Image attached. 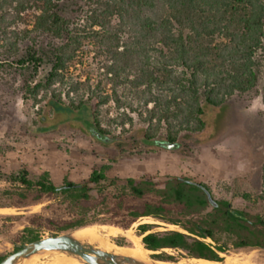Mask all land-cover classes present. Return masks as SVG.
I'll return each mask as SVG.
<instances>
[{
	"label": "trees",
	"instance_id": "trees-1",
	"mask_svg": "<svg viewBox=\"0 0 264 264\" xmlns=\"http://www.w3.org/2000/svg\"><path fill=\"white\" fill-rule=\"evenodd\" d=\"M67 1L0 0V67L22 72L21 101L35 107L37 115L48 101L76 111L92 104L93 134L114 138L99 118L100 109L112 102L117 115L109 120L121 132L125 125L142 124L145 141L176 145L182 132L203 130L206 105L220 106L257 84L264 59V0H72L77 6L72 17L61 12ZM27 10L33 14L31 27L11 29L12 19ZM30 33L50 41L43 44ZM88 45L101 56L95 81L72 70ZM44 62L49 67L38 76ZM6 179L18 184L9 193L21 202L31 195L35 201L69 206L76 217L64 228L96 220L103 207L95 210L85 202L93 192L103 194L102 182L108 180L105 167L93 169L80 182L64 178L56 184L47 172L34 179L24 170ZM111 181L128 224L144 217L154 220L136 225L151 258L221 262V254L231 249L264 250V209L253 213L234 207L231 200L215 197L207 182L188 176L167 177L162 185ZM126 198L140 202L126 205ZM158 226L164 229L154 230ZM21 236L25 242L41 237L33 225Z\"/></svg>",
	"mask_w": 264,
	"mask_h": 264
},
{
	"label": "rangeland",
	"instance_id": "rangeland-1",
	"mask_svg": "<svg viewBox=\"0 0 264 264\" xmlns=\"http://www.w3.org/2000/svg\"><path fill=\"white\" fill-rule=\"evenodd\" d=\"M76 9L72 0L61 6V12L67 17L77 14ZM32 20V10H27L19 18L12 19L11 29L30 28ZM29 35L43 44L50 41L45 36ZM27 43L26 40L23 46ZM78 55L73 73H88L93 81L97 80L101 73L97 68L100 53L88 45ZM262 65L257 84L251 91L235 94L220 106L206 105L202 116L203 130L182 132L176 145L163 139L145 141V126L142 124L125 125L126 130L121 132L115 122L109 120L117 115L112 102L100 109L99 118L101 127L114 133V138L104 139L93 134L92 104L76 111L66 104L48 101L37 115L35 107L21 101L22 72L0 67V255L6 256L17 244L27 243L21 235L29 225H33L41 237L89 229L91 234L80 235L78 240L107 251L110 250L101 242L119 247L129 245L126 231L140 240L137 223L154 220L144 217L128 224L126 210L118 208L113 196L112 179H117V183L132 179L162 185L167 177L188 176L207 182L215 197L231 200L234 207L253 213L262 211L264 59ZM48 67L44 62L38 76L43 75ZM131 115L135 117V114ZM102 167H105L108 178L102 182L105 190L103 194L93 192L94 197L85 204L95 210L103 207V210L95 221L79 228H64L76 217L65 203L45 198L35 201L31 195L21 202L16 195L9 193L15 192L18 184L6 179L7 175L24 170L34 179L47 172L56 184L64 178L80 182L86 180L93 169ZM242 193L248 194L249 198H243ZM102 202L105 205H101ZM137 202L140 200L125 199L126 205ZM37 214L41 217L35 216ZM163 229L164 226L154 228ZM58 250L57 254L37 255L39 264L47 263L61 253L72 255L68 249ZM221 255L223 261L214 264H264V250L261 249L237 248ZM172 263L187 264L189 259L179 257Z\"/></svg>",
	"mask_w": 264,
	"mask_h": 264
},
{
	"label": "bare ground",
	"instance_id": "bare-ground-1",
	"mask_svg": "<svg viewBox=\"0 0 264 264\" xmlns=\"http://www.w3.org/2000/svg\"><path fill=\"white\" fill-rule=\"evenodd\" d=\"M113 228V227H112ZM124 232V231H123ZM126 238L129 242V245L125 247H119L113 244L108 243L107 241L101 242L105 248H107L108 252L114 254V261L119 264H173L165 261H154L150 259V251L145 249L141 244L139 238L135 237L130 231H126ZM91 234V230L83 229L79 232L70 233V237L77 238L80 235H89ZM79 239V238H77ZM100 247V246H99ZM101 248V247H100ZM103 249V248H102ZM59 251L57 248H44L36 251L29 257L15 260L9 264H39L37 260V255H45L50 253L57 254ZM107 251V250H106ZM233 260V259H232ZM98 263H101L100 260H96ZM231 262V261H230ZM248 262V261H247ZM43 263V262H42ZM44 264H84L82 260L74 255H67L66 253H61L55 255L51 258V261ZM187 264H214L213 261H208L200 258H192L189 259V263Z\"/></svg>",
	"mask_w": 264,
	"mask_h": 264
},
{
	"label": "water",
	"instance_id": "water-1",
	"mask_svg": "<svg viewBox=\"0 0 264 264\" xmlns=\"http://www.w3.org/2000/svg\"><path fill=\"white\" fill-rule=\"evenodd\" d=\"M17 246L18 248L7 254L0 261V264H9L15 260L29 257L36 251L44 248L68 249L72 255L80 257L87 264H119L114 261L113 253L87 243H82L77 238L70 237V233L43 236L21 245L17 244ZM150 259L154 261H165L154 259L151 257ZM96 260H100L101 263H98Z\"/></svg>",
	"mask_w": 264,
	"mask_h": 264
}]
</instances>
